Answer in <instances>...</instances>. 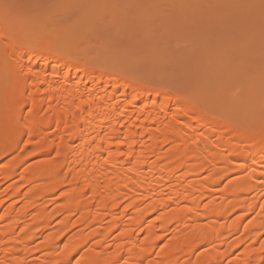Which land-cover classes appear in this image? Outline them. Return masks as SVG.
I'll return each instance as SVG.
<instances>
[{
	"label": "bare ground",
	"instance_id": "obj_1",
	"mask_svg": "<svg viewBox=\"0 0 264 264\" xmlns=\"http://www.w3.org/2000/svg\"><path fill=\"white\" fill-rule=\"evenodd\" d=\"M228 1L264 27L261 1ZM15 26L0 23V160L13 155L0 167V264H264V70L248 91L235 81L233 115L214 114L202 86L179 96L126 77L123 58L105 66L120 51L106 42L92 57L85 28L27 41ZM230 60L194 65L205 83L221 72L214 97Z\"/></svg>",
	"mask_w": 264,
	"mask_h": 264
},
{
	"label": "rangeland",
	"instance_id": "obj_2",
	"mask_svg": "<svg viewBox=\"0 0 264 264\" xmlns=\"http://www.w3.org/2000/svg\"><path fill=\"white\" fill-rule=\"evenodd\" d=\"M60 1L0 0V23L4 20L15 27L22 26L21 30L28 32L25 34L27 41L41 34L42 28L50 31L71 28L74 34L78 29L85 28L78 33L83 45L80 49L96 44L92 57L98 59L103 56L102 45L106 42L120 51L119 58L105 56V66L116 65L123 58L126 77H134L142 84L146 80L148 86L153 83L161 87L162 82L163 85L168 83L172 85V90L176 88V95L179 93V96L191 90L197 91L198 86H202L211 92L209 109L214 114L223 112L226 116L233 115L237 100L233 87L235 81L245 77L248 91L254 84L251 83L252 78L264 70V27H258L262 16L256 8L230 13L223 9V0H67L72 1L68 7L51 8ZM233 1L237 5V0ZM259 1L263 4L261 11H264V0ZM79 3L90 6L74 9ZM97 3L99 6L96 8ZM92 10L96 12L95 17L87 18ZM108 10L114 14L113 21ZM7 40L0 38V49ZM230 56L232 68L225 71L229 76V88L220 97H214L221 72L210 76L206 83L198 81V77L202 73H212L213 62ZM203 62L212 70L203 67L202 73L197 72L194 65L201 66ZM158 77L157 80H163L155 83ZM258 95L263 101L264 91ZM192 97L194 103L204 99ZM140 106H144L143 102ZM8 156L0 160V167L7 164L13 155ZM38 160L39 157L34 158L30 163Z\"/></svg>",
	"mask_w": 264,
	"mask_h": 264
}]
</instances>
